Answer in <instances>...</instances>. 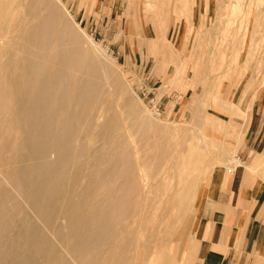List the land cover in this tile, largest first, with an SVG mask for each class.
<instances>
[{"label": "rangeland", "instance_id": "rangeland-1", "mask_svg": "<svg viewBox=\"0 0 264 264\" xmlns=\"http://www.w3.org/2000/svg\"><path fill=\"white\" fill-rule=\"evenodd\" d=\"M44 1L60 9L57 15L68 22V35H78L84 71L88 72V64L97 65V77L92 81L101 91L100 110L105 114L101 123L118 122L137 166L147 164L138 167L137 173L149 177L150 192L148 196L142 192L136 209H147L152 219L157 215L155 225H159L148 227L152 233L157 231V240L145 263L190 264L193 229L206 219L219 173L237 166L255 167L253 175L264 187V149L242 161L235 156L245 119L243 105L264 86V0ZM148 28L161 43L157 65L162 81L151 79L150 65L144 68L119 56L125 47L141 57L146 46L143 33ZM66 45L69 50L73 47ZM169 94L172 97L168 98ZM161 143L165 165L157 171L153 159L159 152L154 147ZM99 147V142L87 147V153L62 181L65 200H57L55 206L72 208L88 193H96L98 177L91 165ZM173 150L177 163L168 162L167 155ZM21 154L27 151L6 150L2 157L11 162ZM6 167L11 166L8 163ZM7 188L11 190L9 185ZM20 203L22 211L10 202L4 206L7 213L15 215L14 224L7 229L11 233L6 230L3 236L7 248L13 245L7 249L6 264L16 256L25 257L21 234L28 240L31 231L46 229L49 224L36 217L27 199L21 198ZM68 219L55 215L53 225L59 226L63 235L72 232ZM48 233L55 249L66 252L57 235ZM255 252L257 264H264V240Z\"/></svg>", "mask_w": 264, "mask_h": 264}, {"label": "bare ground", "instance_id": "bare-ground-1", "mask_svg": "<svg viewBox=\"0 0 264 264\" xmlns=\"http://www.w3.org/2000/svg\"><path fill=\"white\" fill-rule=\"evenodd\" d=\"M57 8L44 0H0V264L9 258L12 243L7 248L3 236L15 216L4 206L10 202L22 211L21 198L49 224L31 231L28 240L21 234L26 255L12 258L11 264H144L157 240V231L148 227L159 218L152 219L143 207L136 209L142 192H150L149 177L137 173L147 164L137 166L118 122L101 123V91L92 81L96 64H88L87 75L78 35H68V22L57 15ZM95 142L100 143L91 165L98 177L97 194L88 193L72 208L55 206L66 198L62 181ZM163 146L154 147L159 152L153 159L157 171L165 165ZM6 150L27 154L5 162ZM175 155L176 150L168 154V162ZM55 215L65 220L69 216L71 234L63 235L53 225ZM48 231L57 235L66 252L55 249Z\"/></svg>", "mask_w": 264, "mask_h": 264}, {"label": "crops", "instance_id": "crops-1", "mask_svg": "<svg viewBox=\"0 0 264 264\" xmlns=\"http://www.w3.org/2000/svg\"><path fill=\"white\" fill-rule=\"evenodd\" d=\"M153 32L148 28L143 33L146 46L141 57L139 52L131 54L125 47L119 56L144 68L150 65L151 79L162 81V70L157 65V58L162 55L161 43ZM152 43H156L154 48ZM174 106L176 103L172 109ZM243 107L245 119L241 121L243 128L235 145L239 161L264 149V86ZM255 170V167L237 166L219 173L206 219L193 229L190 264H257L255 250L264 240V187L253 175Z\"/></svg>", "mask_w": 264, "mask_h": 264}]
</instances>
